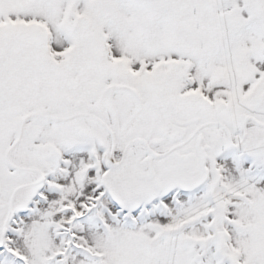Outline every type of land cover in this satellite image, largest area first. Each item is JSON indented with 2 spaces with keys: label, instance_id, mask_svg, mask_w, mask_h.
<instances>
[{
  "label": "snow or ice",
  "instance_id": "obj_1",
  "mask_svg": "<svg viewBox=\"0 0 264 264\" xmlns=\"http://www.w3.org/2000/svg\"><path fill=\"white\" fill-rule=\"evenodd\" d=\"M0 264H264V0H0Z\"/></svg>",
  "mask_w": 264,
  "mask_h": 264
}]
</instances>
